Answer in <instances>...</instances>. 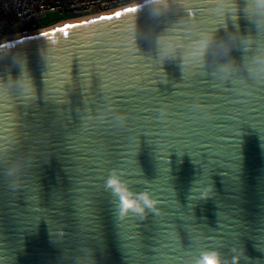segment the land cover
<instances>
[{
    "label": "water",
    "instance_id": "water-1",
    "mask_svg": "<svg viewBox=\"0 0 264 264\" xmlns=\"http://www.w3.org/2000/svg\"><path fill=\"white\" fill-rule=\"evenodd\" d=\"M142 3L0 43V79L19 75L23 52L34 84L0 91V264H82L89 250L95 264H195L211 250L264 264V81H224L211 56L182 73L152 39L169 28L186 42L237 24L254 33L245 0L238 20L217 0L158 18ZM112 169L159 211L120 218Z\"/></svg>",
    "mask_w": 264,
    "mask_h": 264
},
{
    "label": "clouds",
    "instance_id": "clouds-1",
    "mask_svg": "<svg viewBox=\"0 0 264 264\" xmlns=\"http://www.w3.org/2000/svg\"><path fill=\"white\" fill-rule=\"evenodd\" d=\"M174 3L184 5L187 0H143L140 10L146 8L148 14L153 18L166 15ZM217 10L231 16L232 19L238 20L241 9L238 0H217ZM245 18L255 27V32H241L239 25L236 30L228 33L225 37H218L215 30L201 31L195 39L186 42L180 31L174 28L165 29L156 33L152 39L156 48V52L161 63L165 61L179 60V66L183 73L185 68L203 67L207 63L208 57L213 60V75L218 76L224 81H230L234 76L243 72L248 78L257 81H264V0H245L243 8ZM133 35L131 43L136 42V25L132 27ZM234 50L242 52V57L238 62L232 56ZM14 60L20 65V73L16 77H9L7 81L0 79V91L14 85L22 90L26 95L34 91V84L29 72L26 71L27 56L23 52H18ZM236 83V81H233ZM194 108H200L201 105L194 104ZM169 105L166 103L159 109L160 116L163 118L168 114ZM127 113H120L116 116V120L121 125L128 120ZM15 171L12 168L7 173L9 176ZM119 169H112L108 179L106 180V189L110 190L112 195L119 200L118 212L120 218L128 213L144 218L146 210L158 212L156 205L158 201L153 198L152 193L145 190L139 193L132 192L126 181L122 178ZM212 193V187L199 192L200 199H207ZM237 252L236 248L232 249ZM243 256L240 251L239 255L233 256L231 261L224 258L219 251H204L196 259L195 264H239V260ZM82 264H95V260L91 256V250Z\"/></svg>",
    "mask_w": 264,
    "mask_h": 264
},
{
    "label": "built area",
    "instance_id": "built-area-1",
    "mask_svg": "<svg viewBox=\"0 0 264 264\" xmlns=\"http://www.w3.org/2000/svg\"><path fill=\"white\" fill-rule=\"evenodd\" d=\"M140 0H0V40L10 35L27 36L44 28L40 21L50 13L62 20L100 15L127 7ZM58 22V21H57Z\"/></svg>",
    "mask_w": 264,
    "mask_h": 264
},
{
    "label": "bare ground",
    "instance_id": "bare-ground-1",
    "mask_svg": "<svg viewBox=\"0 0 264 264\" xmlns=\"http://www.w3.org/2000/svg\"><path fill=\"white\" fill-rule=\"evenodd\" d=\"M140 1H141V0H140ZM136 3H139V1L136 2ZM134 4H135V3H134ZM132 5H133V4H132ZM127 7H130V5L127 6ZM123 8H125V7H123ZM120 9H121V8H120ZM120 9H116V10H120ZM113 11H115V10H113ZM110 12H111V11H110ZM110 12H105V13H110ZM105 13H102V14H105ZM102 14H100V15H102ZM100 15L97 14V15H91V16H88V17H83V18H80V19H72V20H62V21H58V22H55L53 25H50V26L44 27V28L39 29V30H36V31H32V32H30L29 34H27V36H29V35H31V34H34V33L42 32V31H44V30H46V29H49V28H52V27H54V26H60V25H64V24H66V23H72V22H74V21H80V20H82V19L92 18V17H96V16H100ZM25 36H26V35H25ZM19 37H23V35H10V36H7V37L1 39V40H0V43H2V42H6V41H8V40L16 39V38H19Z\"/></svg>",
    "mask_w": 264,
    "mask_h": 264
},
{
    "label": "rangeland",
    "instance_id": "rangeland-1",
    "mask_svg": "<svg viewBox=\"0 0 264 264\" xmlns=\"http://www.w3.org/2000/svg\"><path fill=\"white\" fill-rule=\"evenodd\" d=\"M65 16L63 15H60L58 13H50L48 14L45 18H43L41 21H40V25L41 26H50V25H53L55 22L61 20V19H64Z\"/></svg>",
    "mask_w": 264,
    "mask_h": 264
},
{
    "label": "snow or ice",
    "instance_id": "snow-or-ice-1",
    "mask_svg": "<svg viewBox=\"0 0 264 264\" xmlns=\"http://www.w3.org/2000/svg\"><path fill=\"white\" fill-rule=\"evenodd\" d=\"M131 11L135 12V11H136V9H133V10H131Z\"/></svg>",
    "mask_w": 264,
    "mask_h": 264
},
{
    "label": "trees",
    "instance_id": "trees-1",
    "mask_svg": "<svg viewBox=\"0 0 264 264\" xmlns=\"http://www.w3.org/2000/svg\"><path fill=\"white\" fill-rule=\"evenodd\" d=\"M46 27V26H45Z\"/></svg>",
    "mask_w": 264,
    "mask_h": 264
}]
</instances>
